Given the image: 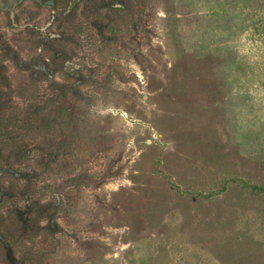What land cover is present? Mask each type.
<instances>
[{"label": "rangeland", "instance_id": "374dc122", "mask_svg": "<svg viewBox=\"0 0 264 264\" xmlns=\"http://www.w3.org/2000/svg\"><path fill=\"white\" fill-rule=\"evenodd\" d=\"M0 264H264V0H0Z\"/></svg>", "mask_w": 264, "mask_h": 264}, {"label": "trees", "instance_id": "16d2710c", "mask_svg": "<svg viewBox=\"0 0 264 264\" xmlns=\"http://www.w3.org/2000/svg\"><path fill=\"white\" fill-rule=\"evenodd\" d=\"M2 130H3V125H2V126H0V137L4 135V133H3V131H2Z\"/></svg>", "mask_w": 264, "mask_h": 264}]
</instances>
